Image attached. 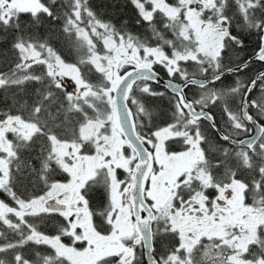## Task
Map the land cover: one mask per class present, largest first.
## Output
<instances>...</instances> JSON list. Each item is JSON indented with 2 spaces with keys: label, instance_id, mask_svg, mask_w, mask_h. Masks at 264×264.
I'll return each instance as SVG.
<instances>
[{
  "label": "snow or ice",
  "instance_id": "6c2138e0",
  "mask_svg": "<svg viewBox=\"0 0 264 264\" xmlns=\"http://www.w3.org/2000/svg\"><path fill=\"white\" fill-rule=\"evenodd\" d=\"M0 195V264H264V0H0Z\"/></svg>",
  "mask_w": 264,
  "mask_h": 264
},
{
  "label": "trees",
  "instance_id": "16d2710c",
  "mask_svg": "<svg viewBox=\"0 0 264 264\" xmlns=\"http://www.w3.org/2000/svg\"><path fill=\"white\" fill-rule=\"evenodd\" d=\"M93 2L97 5H99L101 3V0H93ZM64 54L68 57V58H72L71 56L68 55L67 50H64Z\"/></svg>",
  "mask_w": 264,
  "mask_h": 264
},
{
  "label": "flooded vegetation",
  "instance_id": "af4514ba",
  "mask_svg": "<svg viewBox=\"0 0 264 264\" xmlns=\"http://www.w3.org/2000/svg\"><path fill=\"white\" fill-rule=\"evenodd\" d=\"M64 55H65V54H64ZM65 57H66L67 59H69V60L72 59V58H68L66 55H65ZM0 198H3L2 195H0Z\"/></svg>",
  "mask_w": 264,
  "mask_h": 264
}]
</instances>
